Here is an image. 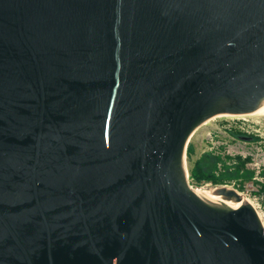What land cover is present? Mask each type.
<instances>
[{"label": "water", "instance_id": "95a60500", "mask_svg": "<svg viewBox=\"0 0 264 264\" xmlns=\"http://www.w3.org/2000/svg\"><path fill=\"white\" fill-rule=\"evenodd\" d=\"M263 106L264 0H0V264H264L185 160Z\"/></svg>", "mask_w": 264, "mask_h": 264}, {"label": "rangeland", "instance_id": "374dc122", "mask_svg": "<svg viewBox=\"0 0 264 264\" xmlns=\"http://www.w3.org/2000/svg\"><path fill=\"white\" fill-rule=\"evenodd\" d=\"M241 127L250 131V135L261 136L260 143L239 141L236 137L239 132L245 134ZM212 158L219 159L213 172L215 178L220 177L226 168H229L230 172L240 171L241 175L248 173V179L242 176L224 182L200 179L204 173L200 166L209 168L208 161ZM185 160L189 184L194 189L215 190L226 186L230 190H242L251 183L264 188V118L250 117L239 120L216 117L210 120L191 137ZM254 178L258 180L255 181Z\"/></svg>", "mask_w": 264, "mask_h": 264}, {"label": "built area", "instance_id": "2783aa9c", "mask_svg": "<svg viewBox=\"0 0 264 264\" xmlns=\"http://www.w3.org/2000/svg\"><path fill=\"white\" fill-rule=\"evenodd\" d=\"M242 130L245 132L248 131L246 129H242ZM254 180L257 181L258 179L254 178ZM235 191L237 193L244 195L247 198V200L253 205L264 227V188H262L260 185L255 186L254 184L251 183L250 185L244 186L242 190H235Z\"/></svg>", "mask_w": 264, "mask_h": 264}, {"label": "trees", "instance_id": "16d2710c", "mask_svg": "<svg viewBox=\"0 0 264 264\" xmlns=\"http://www.w3.org/2000/svg\"><path fill=\"white\" fill-rule=\"evenodd\" d=\"M208 162H209L208 163L209 168H207V166L206 167L200 166V170L201 171H202V169L204 170L203 171L204 173L201 174L202 176H200V179H205V180L214 179L215 181H219V182L220 181L224 182L226 180L233 179L234 177H241V176L245 179H248V173L241 175L240 171L230 172L229 168H226L225 172L220 177L215 178V175L213 174V172L217 168V165L219 163V159L212 158ZM197 178L199 179V177H197Z\"/></svg>", "mask_w": 264, "mask_h": 264}, {"label": "bare ground", "instance_id": "6f19581e", "mask_svg": "<svg viewBox=\"0 0 264 264\" xmlns=\"http://www.w3.org/2000/svg\"><path fill=\"white\" fill-rule=\"evenodd\" d=\"M218 117H225V118H231V119L236 118V119H239V120L240 119H245V118H250V117H262V118H264V106L261 109H259L258 111L254 112L252 114H249V115H244V116H228V115H226V116H218ZM193 190L197 194L215 195V193L217 192L218 189L207 190V189H194L193 188ZM239 195H241L242 197H244L247 200V198L244 195H242L240 193H239Z\"/></svg>", "mask_w": 264, "mask_h": 264}, {"label": "flooded vegetation", "instance_id": "af4514ba", "mask_svg": "<svg viewBox=\"0 0 264 264\" xmlns=\"http://www.w3.org/2000/svg\"><path fill=\"white\" fill-rule=\"evenodd\" d=\"M242 129H244V128H242ZM244 133L245 134H243L242 131H241L236 136L239 141L249 142V143H260L259 138H261V136H259V135H250L249 131H246V132L244 131ZM246 139H250V140H246ZM223 149H227V148H223Z\"/></svg>", "mask_w": 264, "mask_h": 264}]
</instances>
